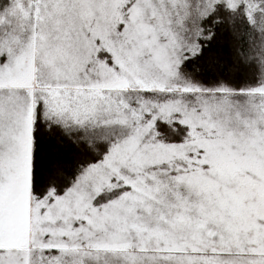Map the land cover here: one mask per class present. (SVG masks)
Segmentation results:
<instances>
[{
  "label": "snow or ice",
  "instance_id": "1",
  "mask_svg": "<svg viewBox=\"0 0 264 264\" xmlns=\"http://www.w3.org/2000/svg\"><path fill=\"white\" fill-rule=\"evenodd\" d=\"M0 264H264V0H0Z\"/></svg>",
  "mask_w": 264,
  "mask_h": 264
},
{
  "label": "trees",
  "instance_id": "2",
  "mask_svg": "<svg viewBox=\"0 0 264 264\" xmlns=\"http://www.w3.org/2000/svg\"><path fill=\"white\" fill-rule=\"evenodd\" d=\"M214 51L219 57L226 58L230 54V43L228 38L221 37L214 46Z\"/></svg>",
  "mask_w": 264,
  "mask_h": 264
}]
</instances>
